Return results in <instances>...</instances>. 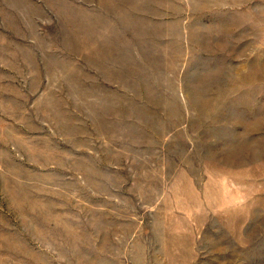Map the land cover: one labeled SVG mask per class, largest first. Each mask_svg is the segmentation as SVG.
<instances>
[{"label":"rangeland","instance_id":"1","mask_svg":"<svg viewBox=\"0 0 264 264\" xmlns=\"http://www.w3.org/2000/svg\"><path fill=\"white\" fill-rule=\"evenodd\" d=\"M0 264H264V0H0Z\"/></svg>","mask_w":264,"mask_h":264}]
</instances>
